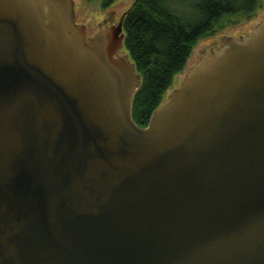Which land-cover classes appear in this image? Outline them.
<instances>
[{"label":"water","instance_id":"1","mask_svg":"<svg viewBox=\"0 0 264 264\" xmlns=\"http://www.w3.org/2000/svg\"><path fill=\"white\" fill-rule=\"evenodd\" d=\"M123 37L0 0V264H264V12L143 126Z\"/></svg>","mask_w":264,"mask_h":264},{"label":"trees","instance_id":"2","mask_svg":"<svg viewBox=\"0 0 264 264\" xmlns=\"http://www.w3.org/2000/svg\"><path fill=\"white\" fill-rule=\"evenodd\" d=\"M256 6L257 0H132L121 25L123 47L140 76L131 97L136 124L147 123L200 37L215 33L223 15L249 19Z\"/></svg>","mask_w":264,"mask_h":264},{"label":"rangeland","instance_id":"3","mask_svg":"<svg viewBox=\"0 0 264 264\" xmlns=\"http://www.w3.org/2000/svg\"><path fill=\"white\" fill-rule=\"evenodd\" d=\"M132 0H115L114 3L106 8L102 5V0H73L74 16L77 23H84L86 28L92 26L103 16H107L113 11L116 16L122 14L129 7ZM264 0H257V6L252 17L242 18L237 14H225L220 18V22L215 26V33L200 37L193 46L183 69L173 77L172 84L166 90V94L176 85H178L184 76L188 67L198 56L210 45V43L220 34L240 35L248 32L263 18ZM125 51L124 47H121ZM165 94V95H166Z\"/></svg>","mask_w":264,"mask_h":264},{"label":"flooded vegetation","instance_id":"4","mask_svg":"<svg viewBox=\"0 0 264 264\" xmlns=\"http://www.w3.org/2000/svg\"><path fill=\"white\" fill-rule=\"evenodd\" d=\"M115 0H110L109 2L105 3V7H108L114 3ZM102 5H103V0H102ZM104 6V5H103ZM124 15V11L122 14H119L118 16L113 13V11H110L107 16H103L101 19H99L97 22H95L92 26H89V28H86L87 34H92L95 31L105 28L110 25H117L122 21V17Z\"/></svg>","mask_w":264,"mask_h":264}]
</instances>
